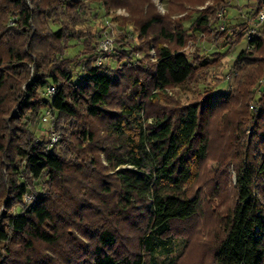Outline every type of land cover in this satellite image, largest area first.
<instances>
[{
  "label": "trees",
  "instance_id": "obj_1",
  "mask_svg": "<svg viewBox=\"0 0 264 264\" xmlns=\"http://www.w3.org/2000/svg\"><path fill=\"white\" fill-rule=\"evenodd\" d=\"M85 9L76 0H0V264H160L173 252L175 226L200 213L202 199L187 189L208 159L214 115L231 98L161 106V93L187 84L196 65L164 44L150 66L97 65L96 47L79 30ZM211 20L202 14L193 29ZM163 23L152 15L139 37L161 25L157 38L183 48L185 31ZM248 42L253 49L239 54L235 70L253 66L262 76L264 58L255 54L264 42ZM71 43L83 49L68 58ZM145 45L135 50L144 53ZM50 86L55 93L45 95ZM249 95L257 111L244 101L237 121L242 133L249 121L251 131L232 166L236 202L217 264H264V146L254 153L252 145L264 142V89ZM45 111L55 116L59 149L29 130Z\"/></svg>",
  "mask_w": 264,
  "mask_h": 264
},
{
  "label": "rangeland",
  "instance_id": "obj_2",
  "mask_svg": "<svg viewBox=\"0 0 264 264\" xmlns=\"http://www.w3.org/2000/svg\"><path fill=\"white\" fill-rule=\"evenodd\" d=\"M76 1L86 6L81 12L79 30L96 47L100 55L97 65L109 63L118 66L128 59L150 66L157 62V46L160 44L183 51L196 65V73L187 84L161 93V106L181 107L211 96L221 98L224 94L231 98L229 103L219 105L220 110L214 115L208 159L202 164L198 181L187 189L190 196L198 194L202 199L200 213L193 220L175 226L172 254L159 257L160 264H170L171 260L174 264H217L215 250L219 239L225 235L226 220L236 202V178L232 166L243 152L251 131L249 121H246L243 133L237 127V121L244 101H248V110L257 111L248 93L253 92L258 97L264 89L261 83L264 73L262 76L256 73L255 76L253 70L256 67L243 65L237 71L235 62L242 51L253 49L248 36H253L252 39L259 36L264 42V23L259 21V13L263 9H257L258 0ZM104 1H109L110 6ZM29 4L31 6L32 0ZM206 13L212 18L208 26L193 29L197 18ZM154 14L163 19V25L185 31L187 40L183 48L157 38L161 25L153 29L148 38L139 37L140 25ZM144 44L149 45V50L144 53L135 50ZM82 49L81 45L71 43L66 57L73 58ZM255 55L264 58V47ZM239 95L243 98L242 103H239ZM55 120L54 115L45 111L42 118L29 128L35 140L45 142L49 149L61 146V135L54 131ZM54 136L58 137L57 141ZM252 143L258 148L253 149L254 153L264 146V142ZM69 159L74 163L79 161L76 155L69 156ZM101 159L106 165L105 157ZM32 183L38 192L45 190L44 182ZM32 194L27 196V202L34 198ZM2 206L0 203V211Z\"/></svg>",
  "mask_w": 264,
  "mask_h": 264
},
{
  "label": "built area",
  "instance_id": "obj_3",
  "mask_svg": "<svg viewBox=\"0 0 264 264\" xmlns=\"http://www.w3.org/2000/svg\"><path fill=\"white\" fill-rule=\"evenodd\" d=\"M259 21L264 23V9L262 11H260V13H259ZM248 40H252V36H248ZM261 83L264 84V79L261 81ZM54 93H55V88L50 86L46 89L45 95L50 96V95H53ZM47 113L49 115L51 114L49 111H47ZM57 138H58L57 136H54L53 139L57 141Z\"/></svg>",
  "mask_w": 264,
  "mask_h": 264
}]
</instances>
